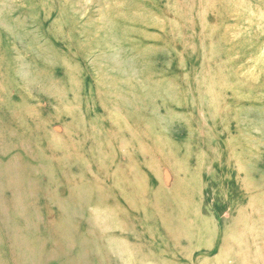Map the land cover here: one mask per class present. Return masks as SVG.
<instances>
[{
  "label": "rangeland",
  "instance_id": "obj_1",
  "mask_svg": "<svg viewBox=\"0 0 264 264\" xmlns=\"http://www.w3.org/2000/svg\"><path fill=\"white\" fill-rule=\"evenodd\" d=\"M14 60L19 73L34 66L63 91L70 86L68 74L78 69V103L66 93L63 109L55 112L51 96L21 87L11 70ZM83 86L104 88L108 101L122 96L137 102L133 107L154 125V134L162 130L166 141L189 149L185 164L190 170L199 160V194L185 196L195 205L202 202L195 208L209 222L199 225L207 235L163 231L160 218L167 210L154 212L151 195L146 196V214L124 208L117 217L119 228L93 198L91 204L69 198L64 174H75L77 167L69 170L68 160L62 169L49 160L60 153L46 149L42 131L46 123L61 132L60 123L70 119L69 107L87 111L84 100L92 98ZM50 115L59 120L53 124ZM112 115L120 117L115 111ZM84 117L88 123L90 116ZM70 127L74 134L89 131ZM232 150L241 155L229 159ZM263 156L264 0H0V264H236L239 259L238 264H262L264 237L249 242L247 236L251 254L237 259L238 247L227 243L240 234L225 236V230L246 209L258 236L264 235V201L259 209L247 208L250 199L264 198ZM246 157L248 186L256 190L245 195L244 176L233 168ZM139 159L158 165L147 155L138 154ZM173 164L182 168L184 163ZM141 174L149 188L157 187V173ZM88 175L81 172L72 181H90ZM162 177L171 196L167 170ZM198 220L190 212L185 215L194 228ZM108 237L119 238L120 253Z\"/></svg>",
  "mask_w": 264,
  "mask_h": 264
},
{
  "label": "bare ground",
  "instance_id": "obj_2",
  "mask_svg": "<svg viewBox=\"0 0 264 264\" xmlns=\"http://www.w3.org/2000/svg\"><path fill=\"white\" fill-rule=\"evenodd\" d=\"M123 17H125V15ZM69 39L73 40L72 36H70ZM95 64L97 65V63ZM27 65L29 66V64ZM33 67L34 66H31L29 67L31 69L29 68L24 69L22 73L21 72L19 73V64L14 60L11 70L18 77V81L21 82V87L30 86L33 88V90H36V93L38 94L51 96L55 101L56 105L58 106L55 112L63 109V105L65 104L63 103L64 95L66 93H70L73 100L78 103L80 99L78 96V89H79L78 85L80 83V79H82L80 71L78 69H75L73 73L68 72L69 73L68 78H67V74L65 73L64 76L67 78L66 80L69 82L70 86L67 91H63L58 88L59 82L55 81L56 79L53 80V78H50L47 74H44L41 71H36ZM102 71L104 72L105 70ZM28 77L30 79H28ZM39 78L41 80H39ZM196 79L198 78L196 77ZM83 89L87 92H90V96L92 98V99L85 98L84 100V104L87 107V111L82 112V110L77 109L76 107L74 108L69 107L70 119L69 122L60 123L61 132H59L58 134L54 133V131L51 130V128L46 123L44 124V131H42L43 132L42 138L45 140L47 144L46 149L51 154H53L54 152L60 153L59 154L60 157L53 156L49 160H51L57 166L59 167L61 166L62 169L66 167L65 161L68 160H69V170L71 169V167H77V171L75 174H73L70 171L69 173L64 174L65 179L69 180V194H70L69 198L79 199L81 204L82 203L91 204L93 202V204H97L99 207H104L105 210L107 208L108 209L106 210L107 212L103 214L111 216L112 220H114L115 222L114 227L119 228L117 217H119L120 214H125V209H129L133 213L139 212L142 214H146V207L148 208L149 205V203L146 200V196L151 195L152 199L155 200L153 206L155 210L154 212L159 213L162 210L165 209L167 210L166 216L164 218L162 217L160 218V227L162 228V230L164 229L165 232L168 231V233L170 230L171 233H175V234L179 233V235L180 234L183 235L185 231L188 233V235H191V233L193 234L195 232L194 234L200 238L203 237L202 235H207L209 231L205 232V228L200 227L199 225L207 224L209 222H207L206 219H203V217L200 216L198 213L199 210L195 208L198 205L201 206L202 202L199 200L200 203H197L198 205H195L193 201H190L189 198L185 196V193H189L192 191H195V193L199 194V183L198 181H196L197 174L200 171V167L198 166L200 165L198 163L199 160H197L191 166L192 170H190L189 165L185 164V159L187 155H189V149H187L184 144L183 146L182 144L179 143L175 145L173 143L166 141L164 135L162 134L163 133L162 130L154 134V130H155L154 125L151 122H149L145 116H142L139 113V108H136L135 106L133 107L132 103H135L136 105L137 102H134L127 97L123 98L122 96L119 97V100L108 101V97H105L106 92L105 93L102 92L104 88L102 90L101 89L99 90L98 87L95 86H93V88L90 87V89L88 86L85 87L83 86ZM117 89H119V87ZM118 94L120 96L122 93L119 92ZM83 95L85 94L83 93ZM41 101L39 102L41 103ZM112 111L117 112L118 116L120 117H115L114 115H112ZM85 113L87 114L88 117L90 116L88 118V123L87 121H85V117H84ZM50 118L53 120L52 121L53 124L54 122L59 120L54 115H50ZM47 123L50 124V122ZM70 126H73L74 128L80 130H82V128L88 127L89 131L83 132L82 134H80L81 132L79 134H74L70 132L69 130V128H71ZM188 127L190 128L189 125ZM86 142H88L89 145V147L87 146V149L90 151L89 155H86L84 150L86 148V144H85ZM231 142H232V137L226 139L225 145L227 146V149H228V145H230ZM257 145L260 146L259 144ZM252 148L254 149V147ZM242 152L244 153V150H242ZM138 154H141L142 156L147 155L150 159L155 160L158 165H153L148 162H146V164L144 165L140 164L141 159L138 160ZM212 154L213 153H211V155ZM227 155L228 158L232 160L233 158L236 159V157L240 156L241 154L240 152H233L232 150L231 153L228 151ZM248 159L249 157H246V159H242L240 164L237 162L240 167L233 168V171L236 173L238 177H242V175L244 176V178L242 177L243 182L247 183V185L244 184V189H243L245 195L249 194V192L251 191L256 190L254 185L253 187L248 186V184L249 185L251 184L250 181L251 179L248 178V172L245 171L246 169H249ZM178 161L179 163L180 161L184 163L182 168L181 167L178 168L173 164ZM184 165H186V168H184ZM165 167L166 169H163ZM142 170H145L147 172H153L155 174L157 173L158 185L156 188H149L146 180L143 179V175L141 174ZM165 170H167L170 175L168 193L171 196H166V193L164 191L166 187L164 186L165 182L163 180L162 174L163 171ZM81 172L88 173L90 181L82 180V182L74 183V181L72 180H75L76 178L79 179ZM224 173H226V171H224ZM233 186L235 185L233 184ZM161 199H165V203L164 204L162 203L163 205H161V201H160ZM90 200L92 202H90ZM263 201H264L263 195L262 196L258 195L257 197L249 200L247 208L249 210L253 208L255 209L256 207L257 209H259V206L263 205ZM176 208L179 210V212H177L176 214L174 213V215H172V212ZM170 210L173 211L171 212ZM246 211H247L246 209L244 211L241 210V212H239L237 219L235 218L234 220H231L230 223L231 226H229V228L227 227L225 230L227 231L225 236L227 234H231V236L237 235V232H239L240 234L238 237L235 238L236 242L233 243L229 241L227 243V247L234 249H237L238 247V250L236 251L239 253V255H237V259L243 255L249 256L251 254L249 242H254V241L256 242L261 237H264V235L258 236L256 231L254 230L255 221L254 220L250 221V219L245 217L244 213H246ZM188 212H190L192 216L199 219L196 228H194L192 222L190 223L191 225L190 227L189 223L185 221V215L188 214ZM244 217H245V223L242 221ZM127 218L131 221V217L129 216V214ZM141 225L139 224V227L145 228L143 222H141ZM243 229L245 230L246 236L243 233L244 232ZM189 230L191 232H189ZM149 231L150 229H148V232ZM202 231L205 234L202 233ZM187 233L185 234V238L189 237L187 236ZM247 236L250 237L251 241L248 242L246 238ZM176 238L177 237H174V239ZM107 239L111 241V243L113 244V251L115 250L117 254L120 253L122 249L121 246L118 245L120 244L119 238L108 237ZM239 260L236 261V264H238V262H242ZM217 263L220 264V262ZM161 264H164V262L161 261ZM262 264H264V262H262Z\"/></svg>",
  "mask_w": 264,
  "mask_h": 264
}]
</instances>
